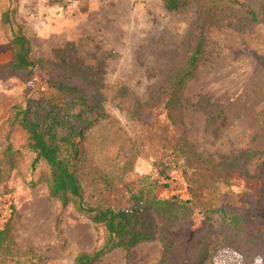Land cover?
Wrapping results in <instances>:
<instances>
[{"label": "rangeland", "instance_id": "1", "mask_svg": "<svg viewBox=\"0 0 264 264\" xmlns=\"http://www.w3.org/2000/svg\"><path fill=\"white\" fill-rule=\"evenodd\" d=\"M256 2L252 0V4ZM198 5L199 0H193L188 7L168 11L162 0H0V64L11 57L1 25L3 12L10 10L14 25H21L31 39L35 58L85 69L105 86L104 107L117 119L115 127L131 145L127 152L136 158L129 168L123 164V150L108 149L109 158L101 164L116 175L113 188L95 189L88 173L82 174L84 199L93 207L129 208L130 194L119 177L150 183L158 178L155 162L171 158L180 166L152 192L154 197L173 199L179 208V199L190 196V177L182 168L185 142L192 146L190 150L221 163L205 174V180L224 201L264 200L263 23L244 27L239 18L244 11L239 10L209 24L203 31V51L195 75L181 95L185 103L182 121L172 123L164 108L168 81L185 65L201 34ZM54 93L49 74L39 66L28 82L1 78L0 136L14 104L26 95L40 98ZM216 115L221 116L210 124ZM108 128L104 130L108 132ZM248 153L256 155L245 161ZM32 157L28 154V167L13 170L0 186L5 193L0 197V227L13 204L12 232L20 246L42 254V264H75L80 252L103 245L105 229L80 215L73 204L64 206L51 197L44 182L32 186L38 173L29 169ZM114 157L117 160L111 163ZM180 212L187 219L184 224L193 229L203 223L190 205ZM261 214L264 217V211ZM150 220L156 239L129 251L115 249L97 263L161 264L165 221L156 213ZM219 243L217 236L210 238L211 246ZM260 263L259 259L253 262ZM204 264L249 262L231 248H219Z\"/></svg>", "mask_w": 264, "mask_h": 264}, {"label": "trees", "instance_id": "2", "mask_svg": "<svg viewBox=\"0 0 264 264\" xmlns=\"http://www.w3.org/2000/svg\"><path fill=\"white\" fill-rule=\"evenodd\" d=\"M168 11H178L191 5L193 0H162ZM240 15L241 25L249 27L255 23L264 24V0H199L198 19L201 34L196 47L183 67L172 74L166 86L164 108L172 123L182 121L185 103L182 92L186 83L195 75L203 51L205 28L226 15ZM10 10L2 14L1 25L11 46V57L0 64V79L18 77L30 81L39 66L49 74V82L55 93L51 96L34 98L28 95L11 107L6 127L0 136V186L15 169L26 165L28 154H32L29 169L37 173L31 182L47 185L50 196L64 206L73 204L80 215L96 226L105 229L104 243L93 251L80 252L75 264H98L97 262L115 249L129 251L134 246L156 239L150 215L156 213L165 221L161 243L163 254L161 264H204L219 248H231L253 264L257 259L264 264V200L257 197L234 204L224 201L205 180V174L221 166L220 162L203 157L190 150L185 142L181 147L185 155L183 172L189 178L187 199H179V208L173 199L157 198L154 187L170 178V171L177 161L165 158L155 162L158 178L154 181H125L119 177L130 194L129 208L93 207L84 199L81 176L88 173L95 189L107 185L115 187L117 178L102 167L108 156V149L123 150V164L131 168L135 155H130L131 145L121 129L115 127L117 119L104 107L106 97L104 85L87 74V71L69 64L49 62L33 55V44L24 28L15 26ZM264 116V110L260 112ZM221 115L212 116L214 125ZM264 121V119H263ZM109 127L106 132L105 127ZM115 130L114 137L109 140ZM256 153H248L245 161ZM117 158H112L111 163ZM122 160V157L119 159ZM121 166V165H120ZM119 166V167H120ZM28 167V166H27ZM26 167V169H27ZM118 167V169H119ZM147 183L150 185L147 186ZM0 191V197L4 196ZM250 200V199H249ZM192 206L202 216L203 223L194 229L184 224L187 219L180 209ZM16 211L11 204V214L0 227V264H42L45 257L29 246L22 247L12 232V218ZM215 235L220 246L210 245Z\"/></svg>", "mask_w": 264, "mask_h": 264}, {"label": "built area", "instance_id": "3", "mask_svg": "<svg viewBox=\"0 0 264 264\" xmlns=\"http://www.w3.org/2000/svg\"><path fill=\"white\" fill-rule=\"evenodd\" d=\"M0 201H1V198H0Z\"/></svg>", "mask_w": 264, "mask_h": 264}]
</instances>
